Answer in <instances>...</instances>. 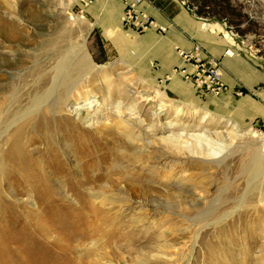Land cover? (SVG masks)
<instances>
[{"label":"rangeland","instance_id":"374dc122","mask_svg":"<svg viewBox=\"0 0 264 264\" xmlns=\"http://www.w3.org/2000/svg\"><path fill=\"white\" fill-rule=\"evenodd\" d=\"M82 1L72 0L62 7L59 0H0V14L6 22L17 24L18 35L12 41H0V58L14 62L0 60L1 125L7 124L15 111L27 110L32 99L40 95L34 83L62 32L70 41L85 38V50L97 70L83 80L84 86L77 91L94 90L98 97L96 106L89 110L92 125L77 122L55 100L54 111L43 105L28 120L11 126L0 136V264L3 258L7 264H63L70 258L79 264H264V173L251 176L248 171L252 148L258 143L248 130H255L260 137L264 124L237 123L233 139L221 144L212 136L210 145H198L187 134L196 129L225 134L232 130L231 121H236L231 117L218 119L206 108L202 97L192 101L167 88L169 75L175 73L191 89H200L195 80L199 69L194 65L198 63L175 53L178 64L163 75L158 74L159 61L145 60L136 66L138 60L132 58L126 46L134 37L123 40L115 35L123 30L119 25L107 26L105 32L96 28L95 13L91 16L85 10L90 2ZM180 1L200 22L222 25L223 32L237 40L239 51L264 61L261 0ZM13 10L17 18H12ZM68 10L75 21L70 20ZM173 48L175 52L179 49ZM106 76L111 84V103L122 100L119 112L106 99ZM222 83L219 93L203 88L199 93H224L226 85ZM242 91L236 90L235 95ZM143 92L150 94L157 108L161 107L157 109L158 117L151 115L148 104L137 101L138 93ZM133 104V109L128 108ZM174 105L180 109L175 111ZM204 112L209 118L200 123ZM39 119L47 124L51 135H46L55 140L61 163L54 166L59 174L49 167L45 169V183L52 187L53 195L60 197L57 184L69 187L70 194L76 180L100 175V181L79 188L87 192V200L73 195L66 200H36L33 188L20 184L17 176H10L11 163L3 157L4 149L23 124L31 135L39 136L34 128ZM120 119L131 122L136 134L140 132L133 146L112 127V122ZM168 122L171 124L166 125ZM61 124L72 126L68 130L59 127ZM185 131L181 141H187V145L182 143L180 150L160 141ZM151 139L156 140L153 145L148 144ZM65 144L70 153L64 152ZM93 144L100 155L97 150L91 151L90 158L86 150ZM28 145L24 150L29 157L38 156L37 149L44 147L43 142ZM185 147L193 153L188 154ZM205 151L216 154L208 156ZM53 159L54 155L46 159L48 165H54ZM91 192H96L100 200H91ZM34 211L49 225L45 236L34 230ZM9 233L14 234L11 239L6 237ZM11 247L22 250L12 254Z\"/></svg>","mask_w":264,"mask_h":264},{"label":"bare ground","instance_id":"6f19581e","mask_svg":"<svg viewBox=\"0 0 264 264\" xmlns=\"http://www.w3.org/2000/svg\"><path fill=\"white\" fill-rule=\"evenodd\" d=\"M14 1L15 0H13V2ZM59 1H60L59 6L66 7V6H68V3H70L72 0H59ZM12 7H13V5L11 4V6L9 8H12ZM67 12L70 15V17H69L70 20L75 21L76 17L74 16L73 12L71 10H68ZM35 13H40V12L36 11ZM16 14H17V12H14V10H13L11 16L14 15V17H12V18H17ZM30 17H33L32 14H30ZM16 26H17V24L14 23L13 21L6 22V20L0 14V41H7V40L12 41V40L16 39L18 37V35L15 32ZM198 28L201 31L202 30L203 31H206V30L223 31L222 25H220L219 23H203V22H200L198 25ZM122 31L123 30H120L119 33H114V34L119 35V37H123V40L126 39V37H128V39H129V34L126 35V33H123ZM223 33L225 35L226 40H228L229 43L233 44L232 43L233 40L228 35V33L226 34L225 31ZM61 34H63V36L62 35L60 36V40H58L59 42H57L54 45V47L50 50L51 54L46 60L47 65H46V67L44 66L45 69L42 68L43 66L41 67L42 68V74L37 77L36 82L34 83V86L37 89L36 91H39L40 95L38 97L35 96L32 99L30 107L27 108V110H25L24 112L15 111L12 118L7 122V124L4 123L3 125H1V123H0V136L3 133H5L11 126L16 127V125L19 122H21L24 119L29 118L30 115L34 111L38 110L39 108H42L43 105L47 104L48 107L50 108V111H54V109L56 108V105H57V104L56 105L54 104L55 100H59L63 104V106L66 107L67 112L69 114H71L74 117V119L77 120V122L79 121L82 124L87 123L88 125L89 124L92 125V122H91V119L89 116V110H91L94 106H96V105H94V103L96 100H98L97 94L94 92V90L92 91L90 89H86L83 91H77V88L83 87L84 86L83 80L86 79L88 77V75L90 76L91 74H94L93 71H95L97 69H95V65L93 64L89 54L85 50V38H82L80 40L70 41V40L65 38L66 35L64 32H62ZM115 39H116V37H115ZM43 42H49L50 43L49 40H45ZM125 42H127V41H125ZM123 44H124V42H123ZM21 46H22V44H21ZM225 54L227 56H229L228 53H225ZM0 60H2L4 63H12L13 62V61L12 62L9 61L8 59H5L4 57H1ZM173 74H175V73H173ZM173 77H174V75H169L168 79L172 80ZM106 78H108L107 82L105 83L106 84L105 87L107 89L106 99L109 100V104H114L116 110L119 112L120 107L123 106L122 100H120V99L116 100V104H115V101H114V103H111L112 102L111 91H110L111 84L109 83V77L106 76ZM103 82H105V81H103ZM59 92H61L60 94L62 95V97L59 96ZM10 96H13V95H10ZM136 99L138 102H143V103H146L149 105V109L151 111L152 116H155V117L159 116V112L157 111V109H160L161 107L157 108L155 101L153 100V98L150 96L149 93H146V92H143L142 94L138 93ZM48 100H50L49 103H47ZM133 106H134V104L132 106L130 105L128 108L133 109ZM174 106H175L174 107L175 111H178L180 109L179 105H174ZM56 113H60V111H56ZM63 114H65V113H63ZM216 115H218V119H222L224 117L222 114H216ZM41 118H44V117H41ZM207 118H209L207 112L202 113V116L200 118V123L205 122ZM24 123H26V121ZM112 123H113L112 127H114V129H116L118 131V133L124 135L126 137V139L128 140L130 145L133 146L136 143L140 132H138L137 134L135 133V131L133 130V126H132L131 122L124 121V120L120 119V120L112 122ZM139 123L141 124L142 120H140ZM169 124H171V123L170 122L166 123V125H169ZM230 124L232 125V130L228 131L225 134L218 132V131H216V132L213 131L211 133V132L207 131L206 129L205 130L196 129L192 133H189L187 135L189 136L188 138L196 141V143L200 146L203 144H206L207 146L210 145V139H213L212 136L216 137L218 142L223 144L225 142V140L233 139L234 133L236 134V130L238 127L237 122L235 121V123H234L231 121ZM25 126H26V124H23L17 130V132L14 133V135L10 138V140L8 138L9 142H8L6 148L4 149L3 153H2L3 157H6V160H9V162L11 163V169L12 170L9 173V174H11L10 176L11 177H13L14 175L17 176L18 182L20 184H22L24 186L29 185L31 188H33L34 198L36 200H66L67 198L71 199L72 195L76 199L81 196L79 198L80 200H87V192L84 190L80 191L79 188L82 187L86 183L92 182L95 184L96 182L100 181V179H99L100 175H95L93 178H90V179L88 177H86V178L83 177L81 180H76L75 184H74L75 185L74 192H72L70 194L68 193L69 187L64 188V186H62L63 184L62 185L57 184L56 190L58 189L60 197L53 195L52 187H50L49 185H47L45 183V180H47V174H46L45 169H47V167H49V169L52 170L53 173L59 174L58 171L54 170L55 168H57V167L54 168V166L60 163V159L58 157V153L56 150L57 148H56V145H54L55 140L52 141V139H50L49 136L46 135L47 132H49L47 130L49 128H48L47 124H45V122L41 119H39V121L36 123V127H34L35 130L39 131L38 132L39 136L31 135L28 131L25 130L26 129ZM71 126H72L71 124H61V126H59V127H64V128L69 130L71 128ZM49 134H50V132H49ZM183 134L186 135V131L183 132L182 134H177V135L173 134V135H168L166 137H162L160 141H163V142L170 144L176 150H180V146H182V143H185V145H187L186 144L187 141L186 142L181 141L182 136H184ZM248 134L258 140L257 145H254V147L252 148L253 150H252V156H251V169L248 170L251 173V176H253V175L257 176L261 173H264V134L260 133V137H259L258 136L259 133H257L253 129L248 130ZM155 141H156L155 139H151V140H149L148 144L153 145L155 143ZM41 142L44 143V147H43V149L37 147L38 148L37 149L38 150V156H35V157L27 156V153L24 150V148H25L24 145H26V144H29V145L39 144ZM95 146H96V144H93L92 147H90L86 150V152L87 151L89 152L90 158H91V151L97 150L95 148ZM185 149H187L186 151L188 154H190V152H192V150H190L188 147H185ZM64 152L66 154L69 152L68 144H65ZM97 152H99L98 155H100V151L97 150ZM205 154L208 156H214L216 154V152L205 151ZM52 155H54L53 160H55V162L53 161V164H54L53 166L48 165L49 163L46 161V159ZM76 155L78 156V153H76ZM60 165H61V163H60ZM2 174H5V173H2ZM90 197H91V200H100V199H98V195L96 192H91ZM33 217H34V219H33L34 230L36 229V231L39 233V235L45 236L49 232V225L45 221H43L40 213H38L37 211H34ZM225 217H226V215H225ZM11 234L10 233H9V235L7 234L6 237H9L11 239V237L14 236V234H12V235ZM10 235H11V237H10ZM20 238H22V237H20ZM21 250H22V248H19V247H11L9 249L10 253H12V254L17 253ZM2 260H3L2 261L3 264H7V260H5V258H3ZM24 263H26V262H24ZM63 264H79V262H75L74 260H71V258H70V259L65 260Z\"/></svg>","mask_w":264,"mask_h":264},{"label":"crops","instance_id":"0c3cea01","mask_svg":"<svg viewBox=\"0 0 264 264\" xmlns=\"http://www.w3.org/2000/svg\"><path fill=\"white\" fill-rule=\"evenodd\" d=\"M139 7L158 23L165 25L166 32L163 34H158L154 30L137 32L134 28L123 25L120 22L123 5L119 0H91L85 10H88L91 16L93 15L91 12L95 13L93 15L95 27L104 32L107 26H122L121 28L129 34V40L133 37L135 39L126 44L132 58L138 60L135 61V65H140L145 60L159 61L161 63L159 75L165 74L178 64L179 58L176 57L173 46L189 50L193 42H199L211 56L221 61L222 81L226 85V91L219 95L208 92L203 94L199 92L204 90L195 86L192 91V86L175 74L166 84L167 88L180 95L189 96L192 101H196L194 97H202L211 113L231 117L238 124H247L251 121L264 124V61L239 51L237 40L232 39L233 44L229 43L223 31H201L198 28L200 21L190 14L180 0H143ZM116 29L120 30L119 27ZM230 49L233 53L227 56L225 50ZM242 88V93L235 95V91Z\"/></svg>","mask_w":264,"mask_h":264},{"label":"built area","instance_id":"2783aa9c","mask_svg":"<svg viewBox=\"0 0 264 264\" xmlns=\"http://www.w3.org/2000/svg\"><path fill=\"white\" fill-rule=\"evenodd\" d=\"M82 1V0H81ZM84 0L82 2H85ZM123 5V11L121 14V23L125 26H129L134 28L137 32H144L147 30H154L160 34L166 32L167 27L163 24L158 23L155 19L150 17L144 10L140 9V4L143 0H119ZM87 2H91L88 0ZM193 47L189 50L188 53H185L179 50L177 47L176 53L183 58L187 59L190 62H194V60L198 63V65H194L198 72V77H196L197 86L200 89H204L206 91H210L213 93H219L223 88L222 83V72L223 69L221 67V62L211 55L205 53V49L201 45H196L193 42ZM198 44V43H197ZM227 51V50H226ZM225 51V53H226ZM205 58H204V55ZM202 58V59H201ZM194 59V60H192Z\"/></svg>","mask_w":264,"mask_h":264},{"label":"trees","instance_id":"16d2710c","mask_svg":"<svg viewBox=\"0 0 264 264\" xmlns=\"http://www.w3.org/2000/svg\"><path fill=\"white\" fill-rule=\"evenodd\" d=\"M197 14L200 15L201 14V11H197Z\"/></svg>","mask_w":264,"mask_h":264},{"label":"water","instance_id":"95a60500","mask_svg":"<svg viewBox=\"0 0 264 264\" xmlns=\"http://www.w3.org/2000/svg\"><path fill=\"white\" fill-rule=\"evenodd\" d=\"M264 3V0H261ZM224 34V33H223ZM230 36V35H229Z\"/></svg>","mask_w":264,"mask_h":264}]
</instances>
